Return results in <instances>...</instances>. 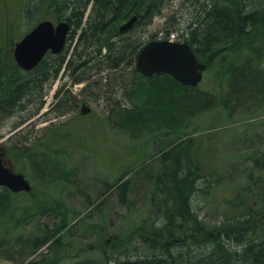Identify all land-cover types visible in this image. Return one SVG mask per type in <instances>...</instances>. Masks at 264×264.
<instances>
[{"label": "trees", "instance_id": "1", "mask_svg": "<svg viewBox=\"0 0 264 264\" xmlns=\"http://www.w3.org/2000/svg\"><path fill=\"white\" fill-rule=\"evenodd\" d=\"M172 1L27 0L24 11L25 8L34 11L41 4L48 10L54 8L56 14L69 23L71 33L66 50L49 56L33 72L22 71L13 57L12 65L7 68L0 64V127L14 115L25 112L31 113L30 117L37 115L45 104L46 85L59 76L65 64L66 71L73 77L72 83L85 84L81 96L88 91L115 95L131 86L143 89V81L154 78L139 74L136 60L148 42L149 27ZM185 5L190 12H187L188 26L181 39L207 65L208 72L219 66L221 76L227 74L228 99L234 105L244 106L245 98L261 101L264 108V69L242 49L246 38L264 34V0H186ZM132 15L138 19L131 31L123 35L118 30L112 33L122 18L125 20ZM155 37L156 34L150 35V39ZM64 87L58 90L54 105L59 116L75 112L80 101L78 95L64 91ZM187 89L190 88L166 82L160 92L166 91L173 97L171 100L179 101V114L186 112L187 117L213 106L210 99L202 101L198 94L184 95ZM138 95L142 98L143 94L138 93L136 99ZM25 120L16 125L20 126ZM174 124V120L162 127L158 124L157 130L164 129L170 135V131H177ZM58 134L62 144L68 143V149L79 143L72 140L75 136L72 131ZM200 151V147L186 146L185 141H181L159 152L153 163H144L135 171L123 173L114 183L105 181L102 195L116 196L127 208L135 184L129 177L135 172L136 182L144 178L143 183L153 187L151 210L136 229L139 244L119 245L101 263L85 260L84 264H264V140L250 156L253 166L247 172L246 181L234 191L233 200L226 205L221 224L212 228V235H208L210 227L202 219L199 208L210 198L213 184H219L221 169L217 167L215 152L203 157ZM22 153L21 157L29 160L30 168L42 176L43 181L70 183V171L64 170L65 166L58 160L39 157L28 146L23 147ZM156 164L158 167L154 168ZM29 197L31 199L25 200L23 194L0 188V260L14 264H59L47 261L49 258L33 259L40 252L61 253L67 220L63 218L56 227H50L38 216H51L57 211L46 207L33 191ZM34 204L39 208L38 215L30 213ZM119 247L122 252L118 251Z\"/></svg>", "mask_w": 264, "mask_h": 264}, {"label": "rangeland", "instance_id": "2", "mask_svg": "<svg viewBox=\"0 0 264 264\" xmlns=\"http://www.w3.org/2000/svg\"><path fill=\"white\" fill-rule=\"evenodd\" d=\"M185 3L186 0H173L154 20L146 41L152 40L151 34H182L188 26L186 18L187 12H190ZM25 4L27 8V0H0L2 68L12 65L16 43L31 29L47 17L50 20L58 18L54 8L44 9L41 4L34 11L26 8L24 11ZM125 21L122 18L112 33ZM256 39L258 41L254 42ZM242 49L245 55L258 63V67L264 69V34H259L257 38H246ZM219 69V66H215L210 72L207 71L198 87L187 89L184 93L198 94L196 96L202 101L210 99L213 102V106L190 117L186 112L179 114V101L171 100L173 97L170 93L160 92L166 82L178 85L166 76L144 80L143 89L131 86L115 95L88 91L87 95L81 96V87L72 83L73 77L66 71L62 78L50 80L45 91L46 106L39 115L30 117L29 112L14 115L0 127V135H4L0 138V148L6 151L8 165L25 174L36 196L46 203V207L57 211L52 217H38L46 220L50 227H56L63 218L68 224L62 233L64 242L61 253L40 252L33 260L49 258L47 261L59 264H84L85 260L101 263L119 245L139 244L136 229L151 210L153 187L143 183L144 178L136 182V173L133 172L128 177L133 178L135 184L129 194L131 204L126 208L116 196L102 195L103 183H114L123 173L135 171L144 163H153L159 152L181 141H185L186 146L200 147L203 157L206 153L212 156L215 152V159H218L217 167L221 169L219 184H213L210 198L199 208L202 219L210 227L208 235L214 233L212 228L221 224L223 211L233 200L234 191L246 181L247 172L253 166L250 156L264 140V108L261 101H247L244 98V106L234 105L228 99L227 74L221 76ZM62 85H65L64 91H72L79 95L80 100L76 112L66 116H59V112L54 111L52 105L56 101L48 106L55 86L61 88ZM138 93L143 94L142 98L138 95L136 99ZM199 96H203L204 100ZM84 104L92 111L81 115ZM23 118L27 120L20 126L16 125ZM181 118L183 120L180 121ZM173 120L177 131H170L169 135L164 129L157 130L158 124L162 127ZM12 130L16 133H12ZM71 131L75 134L72 140H79V143L68 149V143L62 144V137L58 133ZM25 146L39 157L58 160L59 164L65 166L64 170L70 171V183L43 181L42 176L30 168L29 160L21 157L24 156L22 152ZM157 167V164L154 165V168ZM22 194L25 200L31 199V193ZM31 210V215L39 214L35 204ZM118 251L122 252L123 249L119 247ZM0 264L14 263L0 260Z\"/></svg>", "mask_w": 264, "mask_h": 264}, {"label": "water", "instance_id": "3", "mask_svg": "<svg viewBox=\"0 0 264 264\" xmlns=\"http://www.w3.org/2000/svg\"><path fill=\"white\" fill-rule=\"evenodd\" d=\"M137 19L134 17L120 31H129ZM70 29L68 22L57 26L50 21L40 23L16 44L14 58L17 65L25 71H32L49 52L60 54L66 46ZM136 69L146 77L167 74L184 86L197 87L203 80L207 65L198 60L187 43L152 41L139 53ZM88 111L84 108L82 112ZM4 157L5 152L0 150V187L14 193L31 192V183L23 174L16 173Z\"/></svg>", "mask_w": 264, "mask_h": 264}, {"label": "flooded vegetation", "instance_id": "4", "mask_svg": "<svg viewBox=\"0 0 264 264\" xmlns=\"http://www.w3.org/2000/svg\"><path fill=\"white\" fill-rule=\"evenodd\" d=\"M44 20H49V19H48V17H47V18H45ZM44 20H42V21H44ZM51 20H52V19H51ZM42 21H41V22H42ZM41 22H40V23H41ZM52 22H53L55 25H57V24H59V23H61V22H64V21L61 19V17L58 16V18H57L56 20H52ZM37 25H38V24H37ZM70 33H71V29H70Z\"/></svg>", "mask_w": 264, "mask_h": 264}]
</instances>
